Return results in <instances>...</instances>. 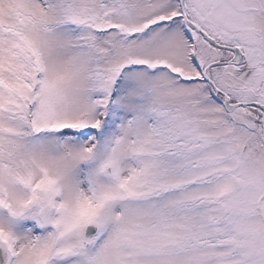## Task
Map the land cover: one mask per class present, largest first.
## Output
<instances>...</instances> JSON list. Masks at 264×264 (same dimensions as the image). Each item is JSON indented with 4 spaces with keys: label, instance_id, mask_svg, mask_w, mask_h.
I'll return each mask as SVG.
<instances>
[{
    "label": "snow or ice",
    "instance_id": "snow-or-ice-1",
    "mask_svg": "<svg viewBox=\"0 0 264 264\" xmlns=\"http://www.w3.org/2000/svg\"><path fill=\"white\" fill-rule=\"evenodd\" d=\"M0 264H264V0H0Z\"/></svg>",
    "mask_w": 264,
    "mask_h": 264
}]
</instances>
